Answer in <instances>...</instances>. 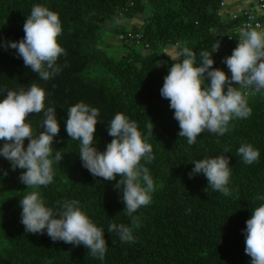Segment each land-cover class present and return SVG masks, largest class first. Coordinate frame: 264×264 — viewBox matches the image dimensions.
<instances>
[{
    "label": "trees",
    "instance_id": "obj_1",
    "mask_svg": "<svg viewBox=\"0 0 264 264\" xmlns=\"http://www.w3.org/2000/svg\"><path fill=\"white\" fill-rule=\"evenodd\" d=\"M222 2L0 0V91L28 90L36 83L46 92L45 110L49 104L55 108L60 126L53 140L51 184L27 188L19 179L25 170H12L10 162L0 156V264H251L244 251L245 229L252 211L264 204L259 199L264 197V90L253 93L250 89L247 102L252 113L248 118L233 119L223 136L206 130L193 145L179 137L174 110L160 95L173 63L166 48L180 51L187 47L195 53V66H200V53L213 52L219 43L218 51L211 55L213 67L227 74L221 61L238 44L237 29L245 11L223 19ZM36 5L59 15L62 34L58 43L67 53L57 62L60 73L48 81L26 67L15 49L4 46L23 39V24ZM147 8L148 17L141 25L115 27L111 35L118 38L119 51H108L112 44L103 40L101 24L119 19L129 22ZM4 98L6 91L0 92V101ZM79 102L100 111L93 144L98 151H105L112 140L107 126L117 112L137 122L152 146L155 160L150 164L141 160V164L149 168L155 191L151 203L132 216L114 187L116 180L90 174L79 158L80 141L70 139L66 132L67 111ZM43 119V112L29 115L27 122L34 136L43 131ZM149 123L154 125L153 135L146 127ZM24 143L26 148L28 141ZM242 144H251L260 152L257 162H243L238 154ZM55 151H62L60 162L54 160ZM222 154L229 158L231 169L227 196L208 187L202 173L189 178L192 163ZM31 191H38L45 205L57 212L65 201H78L80 209L104 232V259L91 255L83 245L54 242L46 230L43 234L26 232L20 200ZM112 223L131 227L134 242L121 241L116 231L109 232Z\"/></svg>",
    "mask_w": 264,
    "mask_h": 264
},
{
    "label": "clouds",
    "instance_id": "obj_2",
    "mask_svg": "<svg viewBox=\"0 0 264 264\" xmlns=\"http://www.w3.org/2000/svg\"><path fill=\"white\" fill-rule=\"evenodd\" d=\"M23 32V39L4 46L15 49L24 65L39 79L48 81L58 75L62 69L57 62L67 55L58 43L62 34L59 15L36 5L23 24ZM219 47L218 43L213 52ZM213 52L200 53V66H195V53L187 47L169 56L173 63L160 89L161 97L167 99L170 109L174 110L179 137H185L189 145L195 144L197 137L206 130L223 136L233 119H246L251 115L247 102L249 93L243 89H251L253 93L264 90V28L259 24L242 28L237 46L221 61L231 73L230 79L224 71L213 67ZM5 91L6 98L0 101V141H3L0 156L10 162L12 170H25L19 179L27 188L47 186L54 179L53 140L60 131L55 108L49 104L45 110L46 92L36 83H31L28 90L0 92ZM41 112L44 113L43 131L34 136L27 120L30 114ZM98 116H101L99 109L84 102L70 106L66 132L70 139L80 141L79 158L90 174L109 182L116 180L114 187L121 192L125 211L132 216L151 203V194L155 191L149 168L141 164V160L148 164L155 160L152 146L138 130L137 122L117 112L107 126L112 140L105 151H98L93 147ZM146 127L153 135L154 125L149 123ZM25 140L28 141L26 148ZM238 154L246 165L257 162L260 157V152L251 144H242ZM62 158V151H55L54 160L60 162ZM192 164L190 179L202 173L213 191L225 196L230 194L228 157L222 154ZM20 206L21 223L26 232L43 234L46 230L52 241L83 245L90 249L91 255L104 259L107 250L104 232L80 209L78 201H65L57 212L45 205L38 191H31L20 200ZM133 224L138 226L135 217ZM108 231H116L121 241L134 242L131 227L112 223ZM245 234L244 251L251 258V264H264V204L252 211L251 218L246 221Z\"/></svg>",
    "mask_w": 264,
    "mask_h": 264
},
{
    "label": "rangeland",
    "instance_id": "obj_3",
    "mask_svg": "<svg viewBox=\"0 0 264 264\" xmlns=\"http://www.w3.org/2000/svg\"><path fill=\"white\" fill-rule=\"evenodd\" d=\"M148 14H149V10L147 8L141 14L134 15L133 18L131 19V21H129V22H127L126 19L125 20L119 19V20H116L114 22L101 24L99 31L103 35V40L112 44V47L108 51H110V50L114 51V50L118 49L117 46L119 45V40L117 37L114 38V36L111 35L114 33L115 27H121L124 29L125 27L130 28L133 25H141L143 20L145 19V17H148ZM117 51H119V49ZM176 51H177V47H170V48L165 49V52L169 56L174 55L176 53ZM117 55L119 56L120 54L117 53ZM226 75H228V77L230 79L231 73L229 72V70L227 71ZM232 86L233 87H239L237 84H233ZM225 87H227V86H225Z\"/></svg>",
    "mask_w": 264,
    "mask_h": 264
},
{
    "label": "built area",
    "instance_id": "obj_4",
    "mask_svg": "<svg viewBox=\"0 0 264 264\" xmlns=\"http://www.w3.org/2000/svg\"><path fill=\"white\" fill-rule=\"evenodd\" d=\"M245 11V18L239 26L238 31L242 28H247L248 26L255 27L257 24L261 28L264 27V2L263 0H255L254 5L247 8ZM262 18V20H260ZM135 39H139V35L134 36ZM230 40V38H228ZM242 91L250 92V89H243Z\"/></svg>",
    "mask_w": 264,
    "mask_h": 264
},
{
    "label": "crops",
    "instance_id": "obj_5",
    "mask_svg": "<svg viewBox=\"0 0 264 264\" xmlns=\"http://www.w3.org/2000/svg\"><path fill=\"white\" fill-rule=\"evenodd\" d=\"M254 2L255 0H223L220 6V16L223 19H232L253 6Z\"/></svg>",
    "mask_w": 264,
    "mask_h": 264
}]
</instances>
